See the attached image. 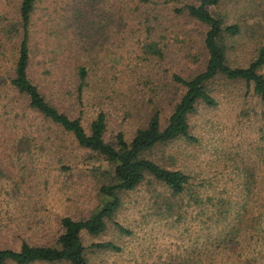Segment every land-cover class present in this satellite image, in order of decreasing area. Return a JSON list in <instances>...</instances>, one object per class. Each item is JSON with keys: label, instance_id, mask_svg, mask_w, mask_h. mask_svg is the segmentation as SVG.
I'll return each instance as SVG.
<instances>
[{"label": "rangeland", "instance_id": "obj_1", "mask_svg": "<svg viewBox=\"0 0 264 264\" xmlns=\"http://www.w3.org/2000/svg\"><path fill=\"white\" fill-rule=\"evenodd\" d=\"M195 1L37 0L30 40L50 52H33L29 75L87 131L104 111L106 140L119 130L130 139L155 109L163 126L185 90L173 74L190 77L208 58V26L175 10ZM19 3L0 0V246L13 248L23 240L54 243L61 216H89L108 198L101 186L114 182L112 161L80 146L9 84ZM208 8L224 25L238 26L219 38L227 62L248 65L264 47V0H219ZM79 65L87 69L81 100ZM206 86L216 104L198 101L188 114L195 140L178 136L145 153L186 172L184 190L172 194L146 174L119 191L121 204L106 228L80 232L88 264H264V100L243 79L216 75ZM101 241L120 249L93 245Z\"/></svg>", "mask_w": 264, "mask_h": 264}, {"label": "trees", "instance_id": "obj_2", "mask_svg": "<svg viewBox=\"0 0 264 264\" xmlns=\"http://www.w3.org/2000/svg\"><path fill=\"white\" fill-rule=\"evenodd\" d=\"M219 0H197L175 7L176 11H186L194 18L202 21L208 27L204 35V45L208 51L205 67L190 77L178 73L173 74V79L182 84L185 90L179 100L174 104L167 122L162 126L160 111L155 109L146 123L136 128L130 139L124 136L123 131L115 133L112 141L106 140V119L104 111H99L90 121L87 131L79 116H71L59 109L46 98L36 82L29 75V66L33 52L45 55L50 51H39L35 42L30 40L32 15L37 6V0H20L19 24L21 34L18 55L15 62V73L9 78V84L18 93L27 97L28 105L51 121L60 125L64 130L70 131L78 144L97 151L106 159L114 163V182L101 186L102 192L108 195L103 204L89 216L75 219L69 215L60 218L62 231L52 244H32L23 240L18 248L0 246V264L13 261L16 264H30L35 261L57 262L64 261L68 264H88L87 256L80 232L85 229L88 233L102 232L121 204L119 191L136 187L146 174H150L162 181L172 194H179L185 188L189 175L181 169L169 168L146 156L145 153L153 147L184 136L193 141L188 123V114L196 110L198 101L207 105H215L216 100L207 90V81L216 75L231 79H243L253 83L254 92L264 100V73L260 67L264 64V47H261L248 65H231L225 57V50L219 41L223 31L236 33V24L224 25L222 20L214 16L208 8ZM18 30V29H17ZM146 48L159 52L154 43H147ZM87 69L84 65L77 68L79 79L77 89L78 98L81 100L82 86L86 83ZM121 231L129 232L127 228L117 223ZM94 246L120 249V246L111 241L93 243Z\"/></svg>", "mask_w": 264, "mask_h": 264}]
</instances>
